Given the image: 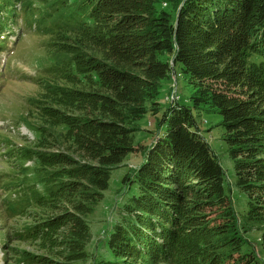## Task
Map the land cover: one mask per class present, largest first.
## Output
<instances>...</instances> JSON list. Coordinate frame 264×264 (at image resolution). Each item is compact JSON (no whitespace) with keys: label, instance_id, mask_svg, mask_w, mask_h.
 Here are the masks:
<instances>
[{"label":"trees","instance_id":"obj_1","mask_svg":"<svg viewBox=\"0 0 264 264\" xmlns=\"http://www.w3.org/2000/svg\"><path fill=\"white\" fill-rule=\"evenodd\" d=\"M19 17L20 30L45 39L51 63L28 100L26 114L39 118L21 115L34 141H7L16 161L8 166L23 171L14 185L21 200L0 217L22 222L1 229L3 261H85L88 217L112 171L140 151L123 180L137 194L102 232L107 250L96 264H264V0H0V52ZM176 72L194 93L162 111L163 82ZM206 109L221 118L235 187L247 198L240 214L201 128ZM148 113L161 114L160 135L140 149L135 124Z\"/></svg>","mask_w":264,"mask_h":264},{"label":"rangeland","instance_id":"obj_2","mask_svg":"<svg viewBox=\"0 0 264 264\" xmlns=\"http://www.w3.org/2000/svg\"><path fill=\"white\" fill-rule=\"evenodd\" d=\"M159 8L172 11L171 5L167 4V2H162ZM16 9L21 14L22 11H20L21 6L19 4H16ZM12 14L13 11L10 12V15ZM10 25L15 32L8 40V46L12 49L13 54H10L9 51L0 52V214L6 211V206L4 205L6 202L12 201L13 199H17L16 201L21 200L19 189L14 185L21 182L22 175L18 174V171L22 170H18V168L13 169L8 166L9 162L14 161V157L7 154L10 148L8 142L12 140L18 147L22 146L27 140L33 142L34 134L22 122L23 116L21 115H25V118L28 120L39 118L31 112L26 114L29 110L28 100L32 97H38L43 90L29 78H36L37 75L44 74L46 67L51 63L46 53L42 52L41 45L45 39L42 38L40 33L34 29L21 31L19 29L22 25L21 18H18V26L13 23H10ZM75 43L76 40L73 39L71 44L78 47ZM9 55V65H5L4 62L8 59L7 57ZM171 60L172 57H170V62H172ZM193 93L184 75L176 72V74L172 75L171 81L163 82V89L158 102L163 111L171 102H180L181 104L187 102ZM160 116L161 114L153 116L151 113H148L143 119L136 122L135 125L138 128V131L134 134L136 147L141 149V146L150 145L152 142H155L160 135L157 131V120ZM220 123L221 118L218 115L211 113L207 109L202 112V131L214 153L220 159V163L226 174L227 188H231L232 190L231 197L233 198V205L238 214H240L246 209L247 198L235 187L236 174L234 164L229 157L228 147L223 140L224 128L219 126ZM52 130L58 137L57 128H52ZM142 159L141 152L136 151V153L130 154L120 167L112 171L109 188L104 192V198L88 217L93 236L87 248L89 251L88 258L76 264H96L94 254L102 255L106 253L107 249L102 241L106 235L103 236L102 232H110L112 230L113 224L119 219L120 206L128 198L137 194V187L133 186L132 190L125 189L124 186L128 182L124 185L123 180L131 168L137 167L142 162ZM31 166H33V162H28L25 165L28 168H32ZM21 222L22 219L16 217L15 219L9 220L5 226V222L3 223L0 217V243L6 235L1 232V229L3 231L4 226L10 229L12 225L17 229ZM258 237L259 233L256 231L248 234V239L256 246L255 251L260 255L259 251L262 253L263 251L258 243ZM0 264H6L3 261L1 245Z\"/></svg>","mask_w":264,"mask_h":264}]
</instances>
